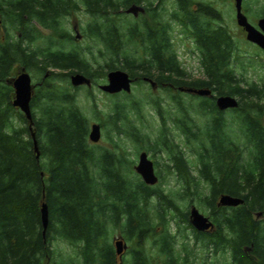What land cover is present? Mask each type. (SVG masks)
<instances>
[{"label": "trees", "instance_id": "16d2710c", "mask_svg": "<svg viewBox=\"0 0 264 264\" xmlns=\"http://www.w3.org/2000/svg\"><path fill=\"white\" fill-rule=\"evenodd\" d=\"M163 1L156 0V6ZM178 1L182 24L199 51L202 79H186L188 73L172 47L170 23L162 21L151 2L145 9L152 22L143 19L122 25L117 23L120 9L141 0H0L1 12H6L17 39L14 42L7 35L0 42V264H60L51 247L58 236L80 245L81 260L76 264H116L109 228H119L128 240L136 239L137 245L130 250L131 264H186V257L180 261L167 229L153 240L156 255H148L142 243L154 231L151 210L162 224L173 218L171 211L181 221H188V211L180 210L164 192L162 179L148 185L132 178L122 155L90 146L89 123L76 104L75 93L52 82L74 71L93 81L113 69L127 71L136 83L142 76H153L160 86L209 87L214 95L237 98L239 105L228 117L226 110L216 107L214 97H202L200 113L208 118L205 125L198 126L182 96L170 97L179 109L171 123L186 143L194 140L198 145L196 174L186 149L175 142L167 127L160 100L145 99L157 105L162 126L153 143L130 120L132 111L142 117L140 101L133 95L112 94L119 98L107 119L115 134L124 133L140 144L147 141L141 145L146 151L166 152L165 167L183 185L181 197L197 193L199 181L207 184L208 193L199 200L210 209L215 228L209 232L193 228L195 239H207L214 252L229 249L231 264H264V218L256 217L258 211L264 216V82L241 85L231 64L232 36L223 25L212 27L197 17L201 13L216 18L213 8L198 5V12L193 13L187 0ZM79 7L92 16L88 35L102 44L99 53L107 60L100 69L78 48L53 47L51 36L44 48L32 47L42 34L38 26L58 31L60 19ZM4 30L8 34L6 26ZM13 62L57 70L49 72L31 98L32 128L11 104L13 88L4 83ZM13 117L21 124L15 126ZM157 174L163 177L160 170ZM221 193L242 197L244 202L235 207L218 206ZM43 201L49 215L45 236L40 218Z\"/></svg>", "mask_w": 264, "mask_h": 264}, {"label": "rangeland", "instance_id": "374dc122", "mask_svg": "<svg viewBox=\"0 0 264 264\" xmlns=\"http://www.w3.org/2000/svg\"><path fill=\"white\" fill-rule=\"evenodd\" d=\"M155 1L156 0H141L137 5H140L143 8L151 2L153 6H156L157 3ZM198 5L213 8L217 17L212 18V16H204V14L197 13ZM156 7L157 12L159 11L160 13L159 17L162 21L168 24L170 23L169 34L172 47L177 54V59L181 63V66L188 73L186 79L204 78L202 68L199 65V51L196 49L194 38L191 33L185 25L182 24L181 19L183 18V12L177 3V0H164L160 6L158 5ZM187 8L190 12H196L197 17L200 20L204 19L203 21L205 23L209 25L212 24V27L222 28L223 25V27L228 30L234 42V52L232 54L231 64L235 69L236 75L242 79L241 85H244L247 82H264V51L254 43L248 41L245 38L243 29L237 25L233 0H187ZM124 9L125 7L121 8L120 15L117 16L118 24L125 25L127 22H142L143 19L152 22L149 15L144 11L126 13ZM242 10L248 20L255 25L257 19L263 16L264 0H243ZM0 18V26L2 25L3 27H0V42L3 41V38L5 40L7 35L9 36V39L16 42V30L11 26L6 12H1ZM208 20L211 21L208 22ZM91 21L92 16L87 14L82 7L70 10L68 14L60 19V31H53L38 26L42 34L40 33L41 36L37 41H34L32 47L44 48L49 43V37L51 36L52 42H54L53 47L62 46L66 50L74 47L78 48L81 54L92 63L94 68L100 69V66H103L107 59L104 55L102 56L99 53V49H102V44L94 36L88 35L87 24L91 23ZM3 23L5 24L4 26ZM5 26L8 28V34L4 30ZM22 70L27 71L31 76L32 96L35 93V90L43 83L44 79H46V77H44L45 72L57 71L50 67H47L46 69H40L38 67L27 68L22 64L17 63L13 66L7 77L9 80L7 82L8 84L5 83L11 86L10 81L14 78V75ZM106 73L105 75L102 74L98 77H94L91 87L81 85L78 86L77 90H75L74 86L70 84L69 75L65 77V79L55 78L52 82L61 87H66L70 92L75 93L76 104L87 117L89 129L92 123H98L100 125L101 136L97 142L88 139L90 146L116 151V153L122 155V158L126 159L125 165L130 167L129 175L132 174V178L141 179L140 175L134 170V165L137 164L140 152L146 151L141 148V145H147V141L140 144L124 133L119 135L115 134L112 125L107 119V115L115 103V100H118L119 97H113L112 94L101 90L100 85L107 82ZM122 93L124 92L116 94ZM128 94L138 98L142 113V117H139L134 111H132L130 120H132L133 124L140 129L141 133L148 135V138L150 139L149 143H153V140H156L157 133L161 130L162 126L160 123V117L156 112L157 105L155 103H148L145 99L149 96H153L156 100H160L163 116L167 118V127L170 133L175 136V142L186 149L184 150L185 154L192 166L193 173L196 174L195 171L198 167V157L195 149H197L196 147L198 145L194 140H190L191 143H186L184 137L179 135L180 131L171 123V117L178 113L179 109L177 103L170 97L172 95L176 96V94H180L185 102V107L193 112L197 125L203 126L207 121L208 115L200 113L203 112V110L200 111L199 109L202 97L194 96L187 92L177 93L176 88L170 87L167 84H164L163 86L159 85L155 89H152L150 84L143 79L137 83L134 80L131 85V91ZM13 96L14 91L12 89L10 100H12ZM226 111V115L229 117L228 113L231 109H227ZM12 121L15 126L19 125V123L21 124L16 117H13ZM27 124L29 125V123ZM146 152L148 157L154 163L156 174L158 170H160L161 175H163V177H161L157 174L158 181L154 185L159 184L162 179V185L160 186L165 193L172 196L175 203L179 205L180 210L184 212L189 211L191 206H195L202 214L212 219L213 217L210 209L199 200V197L205 196L208 193L207 184L203 181H199L196 190L197 193L181 197L180 195L183 194L184 188L183 185L176 180L174 174L167 172L165 167V164L167 163L166 152ZM156 161L158 164H155ZM192 191L194 190L191 189V193ZM153 205H155V199L152 200V206ZM169 213L173 215V218L169 220L168 223L162 224L155 217L154 211L151 210L154 231L149 232L147 238L142 243V248L148 255H156L157 250L156 246L153 244V240L157 239L159 235L164 234L167 229V231H169L174 237L175 250L180 255V261H183L186 257V264H231L232 258L229 249L226 248L225 250H222L220 248L217 252H214L212 245L207 246V239H195L193 227L189 221H181L178 218L177 213L173 211ZM256 217L259 219L264 218L263 214H256ZM109 238L112 245L115 238H122L125 241L126 249L118 262L120 264H131L130 250L134 244L137 245L136 239H126L120 232L119 228H109ZM51 247L55 255L58 257L60 264L62 262L64 264H76L81 260V255L79 254L80 245L72 244L61 236L56 237L55 240L52 241Z\"/></svg>", "mask_w": 264, "mask_h": 264}, {"label": "water", "instance_id": "95a60500", "mask_svg": "<svg viewBox=\"0 0 264 264\" xmlns=\"http://www.w3.org/2000/svg\"><path fill=\"white\" fill-rule=\"evenodd\" d=\"M242 1L243 0H233L236 23L243 29L245 38L264 51V16L259 17L255 25L252 24L242 10ZM124 11L126 13H136L138 11H143V8L140 5L132 4L125 8ZM106 77L107 82L100 85V88L102 91L109 94H116L119 92L129 93L131 91L132 82L136 79L134 77H131L127 71L122 69L109 70L106 74ZM142 79L144 81H147L152 89H155L158 86L157 81L150 76H142ZM69 81L70 84L74 87L81 85L91 87L92 85V79L78 71H74L69 74ZM12 86L14 96L11 100V104L14 107L18 108L24 114L25 118L29 121V124H31L32 112L30 101L32 98V83L30 74L25 70L20 71L13 78ZM176 88L183 92L195 94L200 97H214L215 105L219 110L232 109L236 108L239 105V102L235 96L228 94L214 95L209 87L177 85ZM29 126L31 128V125ZM100 136V125L98 123H92L90 125L88 139L93 142H97ZM35 149L37 150L36 142ZM134 170L140 175L142 181L148 185H154L158 181V176L154 169V163L148 157L146 151H141L138 155V161L137 164L134 165ZM243 202L244 199L242 197L233 196L227 193H221L218 196L217 205L235 207L241 205ZM256 214H261V211L256 212ZM40 218L42 223V235L45 236V232L49 222L48 207L45 201L42 202L40 207ZM189 222L197 231H210L214 228L213 221L208 216L202 214L195 206H191L190 208ZM114 248L117 257L121 258V255L126 249V243L122 238H115ZM116 264L120 263L117 262Z\"/></svg>", "mask_w": 264, "mask_h": 264}, {"label": "flooded vegetation", "instance_id": "af4514ba", "mask_svg": "<svg viewBox=\"0 0 264 264\" xmlns=\"http://www.w3.org/2000/svg\"><path fill=\"white\" fill-rule=\"evenodd\" d=\"M177 3L179 4V1H178V0H177ZM143 11L146 13V9H145V7H143ZM143 11H142V12H143ZM0 13H1V11H0ZM0 22H1V18H0ZM0 27H2V25H1ZM2 28H3V27H2ZM16 64H17V62H13V63H12V68H13V66L16 65ZM17 74H18V73H17ZM17 74H16V75H17ZM16 75H14V77H15ZM48 75H49V71L45 72L44 77H47ZM7 77H8V76H7ZM7 77L5 78L4 83H5V82L7 83V82L9 81ZM12 80H13V79H12ZM12 80H11L10 82H11V87L13 88V86H12ZM7 84H8V83H7ZM176 87H177V86H176ZM189 211H190V209H189ZM189 211H188V221H189ZM189 223H190V222H189ZM214 228H215V227H214ZM214 228H213V229H214ZM213 229H212V230H213ZM210 231H211V230H210ZM199 232H204V231H199ZM205 232H206V231H205ZM207 232H209V231H207ZM123 241H124V240H123ZM124 242H125V241H124ZM113 245H114V240H113ZM119 259H120V258L118 257V261H119ZM118 261H117V262H118Z\"/></svg>", "mask_w": 264, "mask_h": 264}]
</instances>
